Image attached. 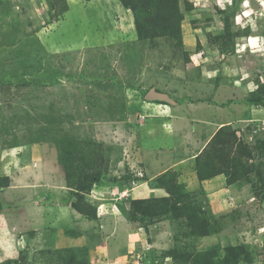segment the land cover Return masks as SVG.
Here are the masks:
<instances>
[{"label": "rangeland", "instance_id": "1", "mask_svg": "<svg viewBox=\"0 0 264 264\" xmlns=\"http://www.w3.org/2000/svg\"><path fill=\"white\" fill-rule=\"evenodd\" d=\"M143 1L139 19L163 30L148 23L160 3ZM107 5L0 0V188L3 168L40 174L0 197L23 203L27 222L39 197L70 185L63 201L91 221L71 243L68 229L51 234L59 218L28 246L1 228L0 264H264V0H178L180 29L148 38L131 9ZM151 87L184 100L178 135L145 119L161 116ZM147 183L167 195L132 198Z\"/></svg>", "mask_w": 264, "mask_h": 264}, {"label": "crops", "instance_id": "2", "mask_svg": "<svg viewBox=\"0 0 264 264\" xmlns=\"http://www.w3.org/2000/svg\"><path fill=\"white\" fill-rule=\"evenodd\" d=\"M103 1L107 2L108 5H112V6L115 4V7H118V9H119V10L117 9L119 13H126L127 11L125 12L124 10H128V9H125L123 4H121V2L119 0H103ZM115 1H118V2H115ZM126 15H127V17L131 16L132 23L134 24L133 13L129 12V15L128 14H126ZM151 104L156 105V107L158 108V110L161 113V116L158 117V118H154V117H150V118L147 117L146 118V116H145V119L147 121H151V120L155 119V121H153L152 130H154V129L162 130V131H165V133H168V135H171L170 134L171 129H175L174 133H176L179 130L178 128L176 129V127H175L177 125V123H178V118H176V117H174L172 115H173L175 110H177L176 112H178V113L181 112L182 110H180V109H182L183 105H185V104H177L175 107H171V109L169 108L168 105H166L164 103H158V102L153 103V102H151ZM192 104L193 103H191V104L189 103L190 106ZM194 105H195V107H203L204 108L205 106H208L210 109L212 108V107H210L209 104H205V103L203 104L202 102L200 104H194ZM248 116H249V119L256 117L254 119L256 121H260V117L262 115L260 114V112H257V110H252L250 108ZM176 119H177V121H176ZM228 120L229 119L219 120L218 122H216V126L219 125V127H221V126H224L226 124H229L230 122ZM210 123H212V122H208L207 125H203V124L199 125V131L201 132V136H202L201 138L205 137L206 135L213 134L215 128L213 130H210L209 127L213 126V124H210ZM171 127H174V128H171ZM149 131H150V129H149ZM175 135H178V134L176 133ZM181 135H183V134H181ZM183 136H184L183 138L186 140V138H185L186 135H183ZM188 144H185L186 147H188ZM146 148L148 150L151 149L149 146H147ZM173 148H175V147H173ZM178 149H180V148L178 147ZM152 155H153V151H152ZM165 156L167 157V155H165ZM167 159H168V157H167ZM178 162L181 163V161H178ZM158 163H159V165L163 164L162 162H160V160H158ZM149 165H150V163H149ZM151 165H153V164H151ZM1 169H2V167H1ZM3 169L4 170L2 171V173H3L4 176L3 175L2 176L6 177L7 178L6 180H9V183L3 185L2 188H0V193H11L12 194L13 193L12 190H14V189L17 190L18 189V187L14 184L17 181H24L25 179H33V178L39 179V177H40V174L36 173L35 175H33V177L32 176H28L29 178H26L25 176H22L21 173H18L17 171H16V173L11 172L12 168H10L11 170L9 168H7L6 170H5V168H3ZM39 186H36V188L34 190V193H37V189L39 188ZM59 187L60 188L55 187V189L49 190V193H50L49 195L46 196V194H45V195H43V197H39L38 198L39 205L44 208L43 212H40L39 210L36 211L37 215H35V217L40 219L39 221H37V219L34 216H32L31 214H29V213L28 214L31 217H33L32 221L28 220L27 218H26L27 222L24 221L25 217L21 216L20 212H22V210H21V207H19V206L23 205V203L12 204V203L7 202L1 196L0 197V202L3 205H2V208L0 210V229L4 228L5 229L4 233L7 232V233L10 234L11 231H12V233L14 235L16 233H18L20 236L22 235L21 237L24 239L23 241L25 242V244H27V246H28V244H30V242L33 239V237L36 236L37 232H39L38 230L47 228L46 232H48V230H49L48 226L51 225L50 224L51 223V221H50L51 218L52 219L59 218V220H57L58 223H59L58 224L59 228H57V230L52 228V231H51V234L54 235L53 237H60V235H59L60 227H62L61 232L63 230H67L68 229L69 233L67 231L66 232L64 231V233L62 232L61 235L63 236L62 239L64 241L65 240L67 241V239H68V241L70 243H71V241L75 240V238L80 237L82 233H86V230H82L81 229V225H84V223H88V222L91 223V221L86 219L80 212L76 211L72 206L70 207V205H68L65 202V200L63 201V196H61V193L65 192L63 194V195H65L67 193V191H70V188H68V186L67 187L65 186V189L61 188V186H59ZM129 193H131L132 198L134 197L135 199H140V198L141 199H145V197L148 198L151 195H153L154 197H165L167 195L165 187H162V186L151 187L148 183L144 184L143 186H137V187L133 188L132 190L130 189ZM139 193H144L146 196L140 197ZM153 193H156V194H153ZM67 194H66V196H67ZM135 194H138V196H134ZM13 196L18 198V195H16V194H13ZM66 196H65V198H66ZM48 211L51 212V215L50 216L47 215L46 217H43L44 213H47ZM25 212H27V211H25ZM62 213L63 214H71V215L69 216V218H64L65 221H63L62 217H61ZM18 221L23 226L26 223L28 225L27 228L25 226L22 228L21 225H19V227L17 228ZM34 221H36V222H34ZM71 230L73 231L72 233H71ZM74 232H76V233L74 234ZM13 234H11L9 239L12 240V235ZM47 235H49V234H47ZM30 236L32 237V239L28 240V238ZM74 236H78V237H74ZM21 237H19L17 235L16 238H18L17 240H20ZM7 243H9V241L5 242V244H7ZM48 244H50V243H48ZM54 248L57 249L58 246H54ZM0 255L2 256V255H4V253H2ZM4 258H5V260H7V262H9L10 259L11 260L13 259V258H10V257H7V256H4Z\"/></svg>", "mask_w": 264, "mask_h": 264}, {"label": "trees", "instance_id": "3", "mask_svg": "<svg viewBox=\"0 0 264 264\" xmlns=\"http://www.w3.org/2000/svg\"><path fill=\"white\" fill-rule=\"evenodd\" d=\"M121 3L126 7L129 8L133 11L134 13V19H135V25L138 31V34L140 37L144 38H148V37H156V36H160L162 34H167L169 32H174L175 30H179L180 29V24L178 19H175L176 14L179 13V6H178V0H157L160 3V9L158 10L159 14L151 16L150 18V22L149 25L152 24H157V22L159 21L161 26L163 27V30H155L153 28H149L148 24L144 21H141L139 19V15H138V8H139V4L138 2H134V0H120ZM149 0H144L142 2V4L145 6V8H147V10L150 9V7L148 6ZM153 29V30H152ZM163 31V33H162ZM165 31V32H164ZM222 54H226L225 50L222 51ZM148 89H142V93L146 94ZM158 90V89H157ZM158 103H165L166 102H161V101H155ZM179 103L184 102V100L181 101H177ZM223 128L220 129V131ZM197 161L199 162V166H200V154L197 155ZM214 174V173H213ZM213 174H208V175H201V179H207L210 177H212ZM100 178L98 176L93 178V181H98ZM233 183V182H230ZM5 185V184H3ZM2 185V186H3ZM70 186V185H68ZM72 191V190H71ZM76 208L80 210V208L75 205ZM2 208V204L0 202V210ZM83 212V211H81ZM84 213V212H83ZM87 214L91 215L93 218L96 216V210L95 208H92L91 206H89V212H87ZM204 235L207 234L206 230H203L202 232Z\"/></svg>", "mask_w": 264, "mask_h": 264}, {"label": "water", "instance_id": "4", "mask_svg": "<svg viewBox=\"0 0 264 264\" xmlns=\"http://www.w3.org/2000/svg\"><path fill=\"white\" fill-rule=\"evenodd\" d=\"M145 99L148 101H161L169 104L177 105L178 102L175 100L169 93L164 91H159L155 87L149 88L147 93L145 94Z\"/></svg>", "mask_w": 264, "mask_h": 264}, {"label": "clouds", "instance_id": "5", "mask_svg": "<svg viewBox=\"0 0 264 264\" xmlns=\"http://www.w3.org/2000/svg\"><path fill=\"white\" fill-rule=\"evenodd\" d=\"M151 102V101H150ZM153 102H155V101H153Z\"/></svg>", "mask_w": 264, "mask_h": 264}]
</instances>
